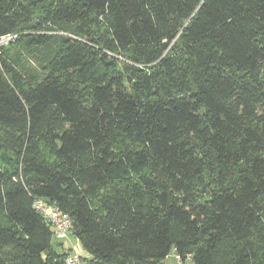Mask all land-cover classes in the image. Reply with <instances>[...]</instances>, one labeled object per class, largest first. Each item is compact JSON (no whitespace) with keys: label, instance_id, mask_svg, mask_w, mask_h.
I'll list each match as a JSON object with an SVG mask.
<instances>
[{"label":"trees","instance_id":"16d2710c","mask_svg":"<svg viewBox=\"0 0 264 264\" xmlns=\"http://www.w3.org/2000/svg\"><path fill=\"white\" fill-rule=\"evenodd\" d=\"M0 264H264V0H0ZM53 237L56 239L53 243Z\"/></svg>","mask_w":264,"mask_h":264},{"label":"built area","instance_id":"2783aa9c","mask_svg":"<svg viewBox=\"0 0 264 264\" xmlns=\"http://www.w3.org/2000/svg\"><path fill=\"white\" fill-rule=\"evenodd\" d=\"M14 36H6L1 38L0 43L12 41ZM34 207L44 216L50 224L53 236L57 240L67 239L70 235L71 221L67 214L63 213L57 206L49 205L43 199H36ZM73 245L62 259L60 264H83L82 254L72 250ZM176 259L179 261L178 256ZM180 262V261H179Z\"/></svg>","mask_w":264,"mask_h":264},{"label":"rangeland","instance_id":"374dc122","mask_svg":"<svg viewBox=\"0 0 264 264\" xmlns=\"http://www.w3.org/2000/svg\"><path fill=\"white\" fill-rule=\"evenodd\" d=\"M52 241L55 244L56 239L53 237ZM61 241L63 242V246L65 249L71 248L73 245V248H72L73 251L88 256L87 253L83 250L80 243L73 236L69 235L67 239H64ZM162 264H191V263L189 260H186L184 263L179 262L176 259V255L174 251L171 250L169 254L167 255V257L164 259Z\"/></svg>","mask_w":264,"mask_h":264},{"label":"crops","instance_id":"0c3cea01","mask_svg":"<svg viewBox=\"0 0 264 264\" xmlns=\"http://www.w3.org/2000/svg\"><path fill=\"white\" fill-rule=\"evenodd\" d=\"M188 260V259H187ZM164 261V260H163ZM163 261L161 262V264L163 263Z\"/></svg>","mask_w":264,"mask_h":264}]
</instances>
